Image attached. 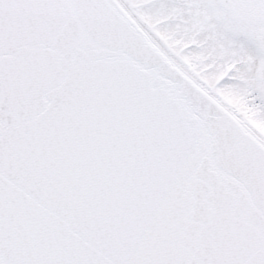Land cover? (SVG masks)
Returning <instances> with one entry per match:
<instances>
[{"label": "snow or ice", "instance_id": "1", "mask_svg": "<svg viewBox=\"0 0 264 264\" xmlns=\"http://www.w3.org/2000/svg\"><path fill=\"white\" fill-rule=\"evenodd\" d=\"M0 264H264V0H0Z\"/></svg>", "mask_w": 264, "mask_h": 264}]
</instances>
